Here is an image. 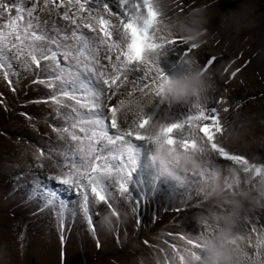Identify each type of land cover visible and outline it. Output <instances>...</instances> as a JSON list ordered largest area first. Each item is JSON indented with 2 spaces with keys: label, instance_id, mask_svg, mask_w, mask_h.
Segmentation results:
<instances>
[{
  "label": "snow or ice",
  "instance_id": "1",
  "mask_svg": "<svg viewBox=\"0 0 264 264\" xmlns=\"http://www.w3.org/2000/svg\"><path fill=\"white\" fill-rule=\"evenodd\" d=\"M169 19L160 0H0V80L16 92L21 71L31 73L30 83L44 85L50 95L25 103L55 104L61 118L60 124L50 122L61 142L56 155L39 147L33 154L34 167L50 169L29 194L40 201L38 210L49 208L62 217L67 204L57 188L63 187L79 197L76 211L94 233L92 217L99 214L91 210L95 205L103 204L100 211L119 218L125 206L145 208L165 186L173 187L167 184L172 170L165 161L191 165L188 171L198 177L192 185L218 178L221 165L213 157L231 162L236 167L227 170L243 172L249 182L260 177L264 183V164L223 146L217 136L223 132L219 111L201 99L199 77L217 57L194 69L192 53L199 45L181 47L190 38L173 37ZM240 71L238 67L230 79ZM0 106L7 107L3 93ZM21 115L33 119L29 113ZM158 154L163 158L160 165ZM197 158L207 162L200 167ZM45 159L52 163L46 166ZM231 189L225 176L223 190L231 194ZM227 218L222 225L219 215L200 221L207 225L205 231L216 235L218 246L227 249V256L208 248L202 233L195 239L180 235L184 244L171 245L174 256L168 264H239L242 259L245 264H264V224L243 217L242 230L234 231Z\"/></svg>",
  "mask_w": 264,
  "mask_h": 264
},
{
  "label": "rangeland",
  "instance_id": "2",
  "mask_svg": "<svg viewBox=\"0 0 264 264\" xmlns=\"http://www.w3.org/2000/svg\"><path fill=\"white\" fill-rule=\"evenodd\" d=\"M160 3L166 10L167 16L170 17L168 21L169 33L173 37H190L191 39H188V41L193 40V44L199 45L192 53V67L194 69H198L208 59L209 54L210 56L217 57L216 63L209 68L207 73L199 77L198 83L205 90V92L202 91L201 99L206 100L209 106H214L219 111L223 132L217 134L218 139L222 141L223 146L228 150L244 155L258 165L264 164V137L259 138L260 142L258 144L256 142L252 144L250 141H254L256 138L249 130L252 126V119L257 116L253 108L259 105L264 106V89H262L264 87V65L261 63L264 57L252 64V61L257 56L264 55V0H160ZM223 5L226 7L222 8ZM181 9L183 10L181 11ZM186 20L188 21L186 23L187 26L185 25ZM192 24L199 27L198 30L195 29L196 32L194 31V34L192 33ZM256 41H260L258 45ZM253 43L257 47L256 57L250 50ZM207 45H210V48L203 49ZM215 46L219 48L221 46V51L219 50L216 55L213 53ZM181 47L187 48L188 46L187 44H183ZM206 50L208 51L207 53ZM199 56L202 58H199ZM242 59H245L244 64L240 65L238 61ZM225 60H228L225 65L227 71L232 67H234V70L238 67L241 71L246 70L247 72L249 70V83L247 81L243 82L245 81L243 79L246 77L245 75L242 76L241 82L235 83L238 75L234 79H230L231 73L227 74L222 80L218 74V67ZM214 65L215 67H213ZM20 76L16 92L10 91L9 86L3 80H0V93H3L4 103L7 105L6 108L0 106V134L4 135L11 147L15 149L17 147L22 152L28 149V153L32 154L30 166H33L36 164L33 154L37 151L38 147L45 150L52 149L53 155H56L55 147L51 145L54 141H52V138L49 139L47 134L51 132L50 122L58 120L60 117L56 115L55 119H48L49 122L39 120L38 110L34 111L32 109L34 103L50 106L49 111L51 113H47V115L57 113L56 109L58 106L44 102L25 103L26 101H39L41 98L50 95V92L48 89L39 90L38 97L33 99V88H37L35 86L40 84L30 83L33 79L31 73L24 74L21 71ZM250 82L259 90V93L254 92V95L245 97L244 94H250L252 90L251 87L247 88V86H250ZM238 86L245 88L246 92L232 96L231 92H236ZM222 88L223 90L220 93L222 97H220L219 90ZM28 94H31L30 98L25 99ZM218 98H223L224 102L215 103V100ZM224 109L228 110L224 111ZM2 112L11 113V119L13 117H22L21 113H29L33 119H19L24 122L26 129H24L23 125L17 124L18 128H12V132L11 126L13 125V121L11 119L9 121L3 117ZM43 112L42 110L41 114ZM14 120L16 121V119ZM35 123H40V131L36 132L37 138L28 135L37 128ZM8 127H10V131ZM29 128L31 129L29 130ZM53 136L56 137V134L54 133ZM43 140L47 144L44 147L41 145L44 144ZM212 160L221 165L218 170V178L214 181H205L199 185H192L190 182L198 179V177L192 176L188 171L191 165L185 168L183 167L184 164H180L179 166L173 164L174 168L171 169L172 174L167 177V184H171L173 187L169 188L165 186L163 191L153 198L151 204L149 203L147 207L133 211L129 204L120 210L119 218L110 211H104V213L107 212L108 214L105 218L107 229L105 236H103L104 234L101 236L98 234L99 229L102 228V223L100 227L99 222L96 223V232H90L89 224L83 214L75 210L73 212L64 210L67 215L65 214L61 217L49 208H43L42 210H37L36 219L42 220V215L46 209L47 215H51V213L55 215V223L34 227L26 224L27 221L24 217L29 215L28 211L31 214L32 210L35 212L34 208L41 207L40 201L31 198L29 195L37 181L28 179L29 183L27 184L29 185L23 189L19 187L20 191L18 193L13 192V197L7 201L6 206L14 208L13 210H8L12 212L9 215L5 212L0 213V218H3L0 219V230L5 228V232H0V239L6 237L5 234H8L7 231L12 224L15 232H17L16 224H21L19 234L16 233L15 239H11V242L6 245L8 250L5 249L6 247L0 250V256L5 250L10 255L11 260L14 262L13 264H60L59 259L62 262L61 264H75L78 259L77 264H148L151 259L150 256H143V259L139 260L144 255V252H150L149 250L144 251L140 248L144 245L156 253H160L159 255H163L165 259L163 260L164 263L168 264L174 256V250L171 248V245L182 246L184 244V241L179 238L180 235L195 239L197 238V233H202L200 238L206 240L208 248L220 252L223 256H227V249L218 246L214 233L208 231L192 232L189 224L197 223L206 228L207 225L200 223L201 218H214L216 215L221 217L218 221L221 225L224 223L225 217H228L227 220L229 223H232L234 231L242 230L241 218L243 217H255L263 224L264 183H261L260 177H254L249 182V177L246 174L238 172L244 175L242 183L239 185L233 175L236 172L227 170L228 166H236L231 165V162L228 161H218L214 157ZM43 162L46 166L52 163L48 159H45ZM206 162L207 160H199L197 164L202 167ZM49 170L48 167H45V169H38V172L45 177L46 172ZM3 173L4 169H0V178L3 176L6 179ZM225 176L232 183L231 194L223 190V179ZM12 180L13 178L7 176V181ZM49 182V185H51L52 182ZM12 188L16 189L15 191L18 190V187ZM197 190H199V195H194L193 193ZM57 191L62 198L63 195H68L69 202H71L70 199H76L72 201V204L78 205V196L74 197L71 192H66L63 187L57 188ZM246 191L254 192V200L247 202L245 198H242ZM169 192H171V195H168ZM197 200H201L202 202L197 204ZM63 201L65 203L66 199L63 198ZM213 201H216V203L213 204ZM92 211L98 212L99 214L95 216L100 218L104 214L103 211L98 210L97 206L92 208ZM165 216L169 219L164 218ZM8 218H11L13 221ZM132 219H134L133 222H131ZM138 219L139 223H137ZM76 220L82 224L85 222V226H87L88 231L92 235V241L83 240L80 233H76V239L70 240V242L67 241V237L64 238L62 235L65 228L64 222L74 223ZM92 220L95 223L93 217ZM58 221L60 222V226L57 224ZM124 221H127V223L122 228L121 223ZM32 222H35V218H32ZM208 223H213V219H209ZM52 224H54L55 230L52 229ZM39 226H41L42 232L38 231L37 227ZM58 228H61V230L57 231ZM79 228L80 226H78V231ZM68 229L72 228L69 226ZM12 236H14V233H12ZM62 237L63 239H61ZM96 237L100 241L99 247H97ZM145 241H148L149 245H146ZM86 242L87 246L84 245ZM54 243H56L57 249L53 247ZM244 243L246 244L247 242L245 241ZM84 255H90V260L85 259L83 261L81 258ZM5 260L9 263L7 259ZM154 264H159V262L154 261ZM175 264H178V260ZM239 264H245V261L242 259L239 261Z\"/></svg>",
  "mask_w": 264,
  "mask_h": 264
},
{
  "label": "bare ground",
  "instance_id": "3",
  "mask_svg": "<svg viewBox=\"0 0 264 264\" xmlns=\"http://www.w3.org/2000/svg\"><path fill=\"white\" fill-rule=\"evenodd\" d=\"M25 6H28L27 4L25 5ZM59 11H64V9H60ZM43 15V14H42ZM188 21L186 20V22H185V25H186V23H187ZM58 23H60V24H63L64 22L63 21H58ZM187 26V25H186ZM195 29L196 30H198L199 29V27H197L195 24H192V33L194 34L196 31H195ZM83 31L84 32H88V30L87 29H83ZM195 31V32H194ZM89 35H91V33H88ZM194 36V35H193ZM190 38V37H189ZM191 39V38H190ZM200 42V41H199ZM260 42V41H259ZM258 41H256V43H257V45H258V43H259ZM194 43V41L192 40V41H188V43H187V46H189V45H191V44H193ZM212 44H214V43H212ZM216 44V43H215ZM256 45V44H255ZM254 45V43H253V45L251 46V48H250V50H251V52L253 53V55L256 57L257 56V47ZM210 48V45H207V46H205L203 49H209ZM220 48H221V46H220ZM220 48L218 47V46H215V48H213L214 49V51H213V53H215V55H216V53H218L219 52V50H220ZM203 51V50H202ZM211 52H212V50H210ZM221 51V50H220ZM208 51L206 50V53H207ZM208 57H210V54L208 55ZM264 57V55L263 54H261V55H259V56H257L256 58H255V60H253L252 61V64L255 62V61H257V60H259L260 58H263ZM199 58H202L201 56H199ZM233 60V59H232ZM231 60V61H232ZM244 60L245 59H242V60H239L238 61V63L240 64V65H243L244 64ZM227 61L228 60H225V62L223 63V64H221L219 67H218V74H219V77L220 78H222V80L227 76V74H229V73H232L233 71H235L233 68L234 67H232L231 69H229L227 72L225 71V65H226V63H227ZM236 63V62H235ZM261 63H262V65H264V58L262 59V61H261ZM229 64H230V62H229ZM213 67H215V65L213 66ZM217 67V66H216ZM25 74V73H24ZM238 76L236 77V79H235V83H238L239 81L241 82L242 81V76L243 75H245L246 77H244L243 79L245 80V81H243V82H246L247 81V83H249V80H250V77H248V75H250L249 74V70H247V72H246V70H244V71H241V72H239L238 74H237ZM219 78V79H220ZM237 78H238V80H237ZM241 78V79H240ZM218 84H219V82H218ZM33 86H35V85H33ZM35 87H37V88H33V94H32V97H33V99H35V98H37L38 97V95H39V90H46L47 88L44 86V85H42V84H40V85H36ZM248 87H251L252 88V90H251V92H250V94H247V95H245L244 94V96L245 97H247V96H249V95H254L255 93L254 92H256V93H259V90L256 88V87H254L253 86V84L250 82V86H247V88ZM262 89H264V87L262 88ZM222 90H223V88L222 89H220L219 90V95H220V93L222 92ZM253 90H256V91H253ZM261 90V89H260ZM49 91V90H48ZM203 91L205 92V90L203 89ZM24 92H27V91H24ZM244 92H246L245 91V88H243V87H240V86H238V88L236 89V92H231V94H232V96H235V95H238V94H240V93H244ZM30 96H31V94L29 95H27L26 97H25V99H29L30 98ZM220 97H222V95H220ZM19 98V97H18ZM20 100H21V98H19ZM112 103H116V101L115 100H113L112 101ZM131 106V105H130ZM150 108H151V105H148L147 107H145L144 108V110L145 111H149L150 110ZM32 109L34 110V111H37L38 110V115H39V120L40 121H48V119H53L56 115H57V113H55V114H50V115H47V113H51V111H49V109H50V106H48V105H45V104H43V105H40V104H33L32 105ZM44 111L43 112V114H41V111ZM173 110H175V106H174V109ZM253 110H254V112H255V114L257 115V116H255V118H253L252 120V126H251V128H249V130L252 132V134L255 136V140H257V141H250V142H252V144H253V142H256L257 144L260 142L259 141V138H262V137H264V106L263 105H259V106H255L254 108H253ZM61 111H63V109H61ZM127 111V108L126 109H124L122 112H121V115H123V113L124 112H126ZM31 112H33V111H31ZM3 113V117H5L7 120H9V121H13V125L11 126V131H12V128H14V129H17L18 128V125H23V127H24V122L22 121V120H19V119H23V120H25V118L22 116H19V118H15V117H13V119H11L12 118V114L11 113H9V112H2ZM160 115H161V113L160 112H158L157 113V119H159L160 118ZM128 118L131 120L132 118H133V115H132V113L131 112H129L128 113ZM11 119V120H10ZM14 119H16V121L14 120ZM49 122V121H48ZM51 123H55V124H60L61 123V118L60 119H58V120H53ZM18 124V125H17ZM35 125L37 126V128L34 130V131H32L31 132V134H28L29 136H32L33 138H37L38 136H37V134H36V132L39 130L40 131V123H35ZM24 129H26L25 127H24ZM31 128H29V130H30ZM8 130L10 131V127H8ZM13 132V131H12ZM32 133H34V134H32ZM48 135V138L49 139H51L52 138V141H54V142H52L51 143V145H53L55 148L61 143L60 141H58L57 140V137H54L53 135H54V133H52V131L50 132V133H48L47 134ZM43 142H44V144H41L43 147L44 146H46L47 144L45 143V141L43 140ZM136 143H138V144H140V143H143V142H136ZM149 147H151L150 145H147V144H145V148H149ZM0 150H1V152H0V169H4V175H5V177H6V179L2 176L1 178H0V213H2V212H5V213H7L8 215L12 212V211H8V210H13L14 208L12 207V206H9V207H7L6 206V204H7V201L9 200V198H12L13 197V195H12V193L14 192V193H18V191H20V189H23V188H25V187H27L29 184H27V183H29L28 182V179H33L35 182L37 181V177L38 178H43V175L40 173V172H38V169H45V168H39V167H34V166H30L31 165V163H32V154H29L28 153V149H25V152H22V151H20L17 147H16V149L14 148V147H11V145L9 144V142H8V140H6L5 139V137H4V135H2V134H0ZM210 156H211V154H209ZM162 157H160L159 156V154H158V158H157V161H156V163H157V165H160L161 164V161H162ZM199 160H203V161H206L207 159L206 158H204V159H202V158H197V161H199ZM181 164H184V166L183 167H185V168H187V167H189L190 165H188V164H186V163H181ZM165 165L167 166V167H169L170 169H173L174 167H173V164H171V163H168L167 161H165ZM18 173H23V175L22 176H18L17 174ZM234 175V177L236 178V180H237V182H238V184L240 185L241 183H242V180H243V178H244V175H241V174H239L238 172H236L235 174H233ZM7 176L8 177H11V178H13V180L12 181H7ZM48 183H50L49 181H48ZM18 187V190L17 191H15L12 187ZM19 187H20V189H19ZM22 187V188H21ZM63 198L64 199H66V202H65V204H67V207L65 208V210H68V211H76V204L74 203V204H72V201H75V200H71L70 199V201L71 202H69L68 201V195H63ZM242 198H245L246 199V201L247 202H249V200H254V192H245V195H243V197ZM67 201H68V203H67ZM151 203V202H150ZM152 205H154V203H152ZM95 206H97L98 207V210H100V209H104L105 208V206L104 205H100V204H97V205H95ZM40 207V206H39ZM10 208V209H9ZM154 208V207H153ZM34 210H35V212L32 210V212H31V214H30V212L28 211V216H25L24 217V219L27 221L26 222V224H28V225H32L33 227L34 226H37V225H41V226H44V225H47V224H49V223H55V220L56 219H54V214H52L51 212V215H47L46 213H47V210L45 209L44 210V214L42 215V220H40V219H36V213H37V210H38V207L37 208H34ZM92 210V209H91ZM66 212V211H65ZM63 213V215H67V213ZM157 212H158V210H157ZM103 213H104V211H103ZM18 215V217H20V215L19 214H17ZM51 216V217H50ZM108 216V214H107V212H105L104 214H103V216L100 218V217H98V216H95V215H93V218H94V221H95V224L96 223H98L99 222V227L101 226V223H102V228H100L99 229V233L98 234H100V236L102 235V234H104L103 236H105L106 235V233H107V229H106V225H105V218ZM32 218H35V222H32ZM73 219H74V217H72ZM164 218H166V219H169L167 216H165ZM0 219H3V218H0ZM9 219V218H8ZM9 220H11V221H13L11 218L9 219ZM168 221V220H167ZM82 222V221H81ZM57 224H58V226H60V222L58 221L57 222ZM189 224V223H188ZM263 224H264V221H263ZM64 225H65V228H64V231L62 232V235L64 236V238L65 237H67V241L68 242H70V240H75L76 239V237H77V235H76V233H80L81 234V237H83V240H88V241H92V235H91V233L88 231V229H87V226H85V222H83V224L82 223H78L77 222V220L73 223V222H67V221H65L64 222ZM41 226H39V227H37V229H38V231H41ZM71 227L72 229H68V227ZM78 226H80V228H79V231H78ZM16 227H17V232H15L14 230H13V224L11 225V227L8 229V234L6 233L5 234V238H3V239H0V250H2L4 247H6V245L8 244V243H10L11 242V239H15V234L16 233H18L19 234V230H21V224L20 223H17L16 224ZM52 229H54V224H52ZM189 227H190V230L193 232V231H196V232H204L205 231V227L203 228L200 224H197V223H190L189 224ZM97 228V227H96ZM11 229V230H10ZM49 229V228H48ZM87 229V230H86ZM55 230V229H54ZM59 230H61V228H58L57 229V231H59ZM5 232V228L3 229V230H0V232ZM49 231V230H48ZM53 231V230H52ZM42 232V231H41ZM46 232V231H45ZM50 232V231H49ZM96 232V231H95ZM12 233H14V236H12ZM48 233V232H47ZM55 233V232H54ZM48 234H50V233H48ZM50 237V236H49ZM57 242V241H56ZM83 243H84V241H83ZM90 243V242H89ZM76 245V244H75ZM81 245V244H80ZM85 246H87V242L84 244ZM141 245V244H140ZM56 246V249H57V245H55ZM78 246V245H77ZM80 247V246H79ZM83 248V247H82ZM142 250H144V251H147V250H149L150 252H144V255H142L140 258H142L143 259V256H150L151 257V259H150V261L148 262V264H154V261L155 262H159V264H161V263H163V264H165L164 263V261L163 260H165L164 259V257H163V255L161 256V255H159L160 253H156L154 250H151L150 248H148V247H146V246H141L140 247ZM6 250H8V247H6L5 248ZM84 249V248H83ZM79 250V249H78ZM58 251V250H57ZM82 251V250H81ZM80 251V252H81ZM104 251V250H103ZM74 252V251H73ZM79 253V252H78ZM82 253V252H81ZM80 253V254H81ZM79 254V255H80ZM169 254V253H168ZM78 255V256H79ZM72 256V255H71ZM58 257H59V255H58ZM78 258V257H77ZM76 258V259H77ZM5 259H7L8 261H9V263H7L6 262V260ZM18 259H19V257H18ZM83 261H85V259H89L90 260V255H84L82 258H81ZM79 260V259H78ZM77 260V261H78ZM92 260V259H91ZM74 261H75V259H74ZM73 261V262H74ZM76 261V262H77ZM82 261V262H83ZM75 262V264H77ZM14 262L11 260V257H10V255H8L7 254V252L4 250V252H3V254L0 256V264H13ZM18 263V262H17ZM79 264V263H78ZM83 264V263H82Z\"/></svg>",
  "mask_w": 264,
  "mask_h": 264
},
{
  "label": "water",
  "instance_id": "4",
  "mask_svg": "<svg viewBox=\"0 0 264 264\" xmlns=\"http://www.w3.org/2000/svg\"><path fill=\"white\" fill-rule=\"evenodd\" d=\"M134 221V219H132L131 220V222H133ZM127 223V221H124L123 223H121L122 224V228H123V226H125V224ZM122 232H123V229H122ZM63 261V260H62ZM59 262H60V264L62 263L61 261H60V259H59Z\"/></svg>",
  "mask_w": 264,
  "mask_h": 264
},
{
  "label": "crops",
  "instance_id": "5",
  "mask_svg": "<svg viewBox=\"0 0 264 264\" xmlns=\"http://www.w3.org/2000/svg\"><path fill=\"white\" fill-rule=\"evenodd\" d=\"M55 245H56V243H54L53 247H56ZM53 247H52V248H53ZM58 251H59V250H58ZM141 254H143V253H141ZM139 260H142V258H141V259H139Z\"/></svg>",
  "mask_w": 264,
  "mask_h": 264
},
{
  "label": "trees",
  "instance_id": "6",
  "mask_svg": "<svg viewBox=\"0 0 264 264\" xmlns=\"http://www.w3.org/2000/svg\"><path fill=\"white\" fill-rule=\"evenodd\" d=\"M225 7H226L225 5L222 6V8H225Z\"/></svg>",
  "mask_w": 264,
  "mask_h": 264
},
{
  "label": "clouds",
  "instance_id": "7",
  "mask_svg": "<svg viewBox=\"0 0 264 264\" xmlns=\"http://www.w3.org/2000/svg\"><path fill=\"white\" fill-rule=\"evenodd\" d=\"M210 247H211V245H210Z\"/></svg>",
  "mask_w": 264,
  "mask_h": 264
}]
</instances>
